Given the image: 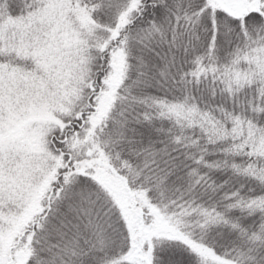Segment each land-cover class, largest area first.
I'll use <instances>...</instances> for the list:
<instances>
[{"label": "snow or ice", "instance_id": "obj_1", "mask_svg": "<svg viewBox=\"0 0 264 264\" xmlns=\"http://www.w3.org/2000/svg\"><path fill=\"white\" fill-rule=\"evenodd\" d=\"M0 264H264V0H0Z\"/></svg>", "mask_w": 264, "mask_h": 264}]
</instances>
